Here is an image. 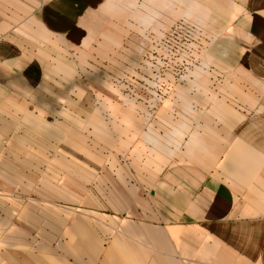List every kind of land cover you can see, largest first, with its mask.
Listing matches in <instances>:
<instances>
[{"label": "crops", "instance_id": "0c3cea01", "mask_svg": "<svg viewBox=\"0 0 264 264\" xmlns=\"http://www.w3.org/2000/svg\"><path fill=\"white\" fill-rule=\"evenodd\" d=\"M176 16L201 30L206 76L173 82L167 134L152 126L147 204L88 263L36 264H264V0H0V115L56 112L101 41Z\"/></svg>", "mask_w": 264, "mask_h": 264}, {"label": "rangeland", "instance_id": "374dc122", "mask_svg": "<svg viewBox=\"0 0 264 264\" xmlns=\"http://www.w3.org/2000/svg\"><path fill=\"white\" fill-rule=\"evenodd\" d=\"M127 33L80 59L87 72L56 112L0 115V264L88 263L104 227L147 204L148 167L165 154L152 126L167 134L173 82L206 76L205 42L179 16Z\"/></svg>", "mask_w": 264, "mask_h": 264}]
</instances>
